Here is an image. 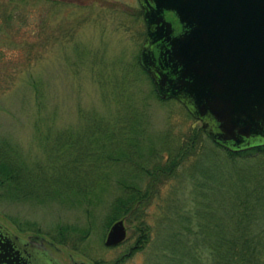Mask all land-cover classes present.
I'll return each instance as SVG.
<instances>
[{
	"label": "rangeland",
	"instance_id": "374dc122",
	"mask_svg": "<svg viewBox=\"0 0 264 264\" xmlns=\"http://www.w3.org/2000/svg\"><path fill=\"white\" fill-rule=\"evenodd\" d=\"M145 32L140 0H0V135L29 160L37 159L34 165L58 167L62 189L69 190L68 175L87 178L103 194L93 206L94 224L82 238L76 230L87 215L74 200L60 194L19 200L0 196V219L22 234L50 238L61 222L71 224L65 241L54 239L61 248L47 242L65 262L71 251L98 264H170L164 250L186 247L185 235L172 228L180 224L177 204L194 206L181 197L195 185L194 165L224 182L236 179V163L224 147L212 143L207 131L199 133L201 138L195 133L201 118L178 97L159 95L142 68L138 53ZM194 133L195 141L190 138ZM180 143L185 157L173 172L148 170L164 161L167 155L159 159L161 152H174ZM151 146L159 150L150 151ZM111 152L119 158L109 157ZM140 159L148 168L138 179L147 194L119 216L126 236L106 244L110 224L103 229V219L119 188L116 180L136 171ZM50 180H41L38 191L53 190ZM205 182L208 194L226 195L211 177ZM222 199L214 203L220 212H213L225 214ZM25 219L36 221L41 230L20 228ZM146 222L149 240L140 242L139 226Z\"/></svg>",
	"mask_w": 264,
	"mask_h": 264
},
{
	"label": "water",
	"instance_id": "95a60500",
	"mask_svg": "<svg viewBox=\"0 0 264 264\" xmlns=\"http://www.w3.org/2000/svg\"><path fill=\"white\" fill-rule=\"evenodd\" d=\"M146 32L138 53L161 96L174 95L201 118L211 137L230 149L264 136V0H140ZM0 230L29 264H97L69 251L63 261L31 232L22 236L0 220ZM114 219L104 242L126 236ZM8 264H23L8 257Z\"/></svg>",
	"mask_w": 264,
	"mask_h": 264
},
{
	"label": "trees",
	"instance_id": "16d2710c",
	"mask_svg": "<svg viewBox=\"0 0 264 264\" xmlns=\"http://www.w3.org/2000/svg\"><path fill=\"white\" fill-rule=\"evenodd\" d=\"M142 68L146 71L144 67ZM140 130L138 128L139 132ZM202 131L207 130L202 126L200 130H195V133L199 135ZM195 133L190 136L193 141L197 139ZM199 138H201L200 135ZM210 141L223 146L226 156L236 163L234 165L236 179L232 182L229 180L224 182L214 173L206 170L200 172L201 167L198 169L194 165L191 177L195 185L190 194L181 196L186 199L190 198L194 202V206L185 208L183 201L178 203L179 210L177 209L175 213L180 224L172 228L174 234L185 235L183 242L186 247L184 250H164V253L171 259L170 264H264V136L253 144L239 149H230L214 139ZM16 145L5 136L0 135V196L10 200H19L32 197L43 199L42 197L45 196L60 194L74 200L86 212L88 220L79 225L76 231L81 238L86 236L94 224L93 206L99 200H103V194L95 192V183L88 182L84 177L66 175L69 190L62 189L58 183L62 176L58 167L53 168L50 165L47 170L40 164L34 165V160L37 159L29 160L23 153L17 151ZM149 150L157 151L159 148L151 146ZM184 152L183 143H180L174 152L168 150V153L161 152L159 154V159L163 154L167 155L163 162L159 161L148 169L140 159L134 165V168H137L136 171L133 170L128 176H120L116 180L119 188L109 201L108 211L103 219V229L147 194L146 189L141 186L138 180L142 171L147 168L153 172L159 171L167 175L180 164L185 157ZM109 157L119 158L113 152ZM237 160L239 162H236ZM199 172L201 176H199ZM39 173H45V176L43 177ZM208 177H211L213 183L223 186L227 196L220 197L214 190L208 194V185L205 182ZM49 179H51L50 185L53 190L39 192L37 187L41 184V180L46 184ZM213 186L214 184H209V187ZM224 197L227 201L225 214L218 213L220 211L216 209L214 203L222 201ZM213 210L218 212H213ZM10 217L14 221L17 219L14 215ZM222 217L225 218L222 219ZM24 221L26 225H18L20 228L41 230L36 221L26 219ZM172 223L176 225L174 222ZM70 225L69 222H61L57 230L50 231V237L53 240L65 241L66 238L63 235L71 231ZM148 230L147 222L146 225L139 226L137 238L140 242L149 240L150 230ZM95 259L96 261L102 260L97 257Z\"/></svg>",
	"mask_w": 264,
	"mask_h": 264
},
{
	"label": "flooded vegetation",
	"instance_id": "af4514ba",
	"mask_svg": "<svg viewBox=\"0 0 264 264\" xmlns=\"http://www.w3.org/2000/svg\"><path fill=\"white\" fill-rule=\"evenodd\" d=\"M1 221H3V220H1ZM4 223H6V222H4ZM7 225H9V224H7ZM14 231L17 232L18 234L22 235V236H27V234H29V233L22 234L16 230H14ZM8 257H13L14 260H16V258H18L19 260H21V262L23 264H29V261L26 260L23 256H21L19 249L16 246H14L13 242L9 239V237L7 235L3 234V232L0 230V264H8L9 263Z\"/></svg>",
	"mask_w": 264,
	"mask_h": 264
}]
</instances>
